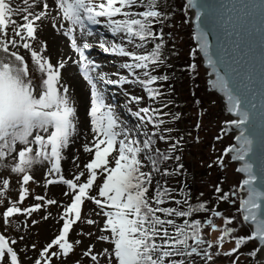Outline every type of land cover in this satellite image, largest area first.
<instances>
[{
  "label": "rangeland",
  "instance_id": "rangeland-1",
  "mask_svg": "<svg viewBox=\"0 0 264 264\" xmlns=\"http://www.w3.org/2000/svg\"><path fill=\"white\" fill-rule=\"evenodd\" d=\"M124 1L0 0V73L8 94L0 118V264H115L106 257L116 236L106 230L108 203L100 192L110 186L108 162L129 171L149 203H173L184 183L188 201L206 198L219 206L213 221L200 224L199 243L179 248L181 264H262L235 210L241 175L226 153L230 116L210 89L196 48L193 95L200 104L188 107L189 124L166 114L158 127L142 125L126 112L147 105L144 92L157 81H148L145 69L157 74L161 66L134 69L126 63L131 57L112 44L134 55L150 51L133 40L124 19L109 16L106 8ZM167 7L172 18L165 36L181 48V60L188 59L195 43L186 0ZM187 125L191 132L177 151L173 134ZM140 133L156 134L155 141L142 146ZM155 152L166 155L161 168L181 165L185 176L154 169ZM214 187L220 190L211 197ZM223 191L230 206L220 198ZM175 224L165 232L173 233ZM172 249L162 244L157 253Z\"/></svg>",
  "mask_w": 264,
  "mask_h": 264
},
{
  "label": "trees",
  "instance_id": "trees-1",
  "mask_svg": "<svg viewBox=\"0 0 264 264\" xmlns=\"http://www.w3.org/2000/svg\"><path fill=\"white\" fill-rule=\"evenodd\" d=\"M171 2L172 0H126L120 6L108 9L110 17L126 21L135 42L140 41L150 46V51L147 53L134 55L122 45H116L112 41L116 51L127 53L131 57V61L126 63L134 69L141 65L161 66L157 74L150 68L145 69L146 79L157 81L150 84L149 89L144 92L146 97L150 98L147 105L140 107V113L126 109V112L133 119L139 120L142 125L158 127L164 124L166 114H169V118L174 122L189 124L188 107L200 104V99L193 95L194 88L198 85L194 80L197 74L195 67L199 65V61L192 40L188 59L181 60L179 57L181 48L169 43L165 36L166 25H170L169 20L172 18V12L167 9ZM109 30L112 33L111 29ZM159 78L162 80L167 78L168 81L164 84L163 81L158 82ZM185 78L191 80L189 87L183 85L186 83ZM137 98L142 97L138 95ZM187 126L186 130L183 127V131H176L173 134V145L177 151L182 140L191 132L190 125ZM155 136L156 134L152 133H140L137 142L147 147L155 141ZM179 154V152L173 153L176 161L179 159ZM150 160L153 161L152 166L156 170L165 173L175 172L181 178L187 173L181 165L161 168L166 161L165 154L155 152ZM107 164L111 165L106 169L110 176V186L107 189L105 185L102 186L100 192L104 197L103 205L108 203L107 208L104 206L107 211L106 230L111 231L116 238L106 257H113L115 264H181L184 253L179 248L187 243H192L194 246L196 244L193 242L199 243L200 224L213 221L221 212L219 206L206 198L194 202L188 201L191 189L184 183H181L178 190L180 199L169 205L149 203L145 197L135 191L134 183L125 168L112 165V162ZM219 190L214 187L211 197H214V192L217 193ZM225 192L223 191L219 197L224 199L221 200L226 206H230L231 201L227 195L224 197ZM235 207L238 212V203ZM225 217L229 218L226 214L223 219ZM168 223H176L177 228L173 233L165 232V229L172 227ZM231 232L232 230L228 229L227 234ZM162 244L163 246L168 244L174 249L157 253Z\"/></svg>",
  "mask_w": 264,
  "mask_h": 264
},
{
  "label": "water",
  "instance_id": "water-1",
  "mask_svg": "<svg viewBox=\"0 0 264 264\" xmlns=\"http://www.w3.org/2000/svg\"><path fill=\"white\" fill-rule=\"evenodd\" d=\"M195 48L210 89L230 119L229 159L240 173L238 208L264 258V0H186ZM7 88L0 73V117Z\"/></svg>",
  "mask_w": 264,
  "mask_h": 264
},
{
  "label": "bare ground",
  "instance_id": "bare-ground-1",
  "mask_svg": "<svg viewBox=\"0 0 264 264\" xmlns=\"http://www.w3.org/2000/svg\"><path fill=\"white\" fill-rule=\"evenodd\" d=\"M238 212H239V208H238ZM259 253L264 258V246H262V247L259 248Z\"/></svg>",
  "mask_w": 264,
  "mask_h": 264
}]
</instances>
